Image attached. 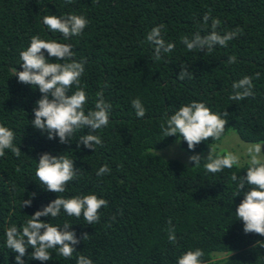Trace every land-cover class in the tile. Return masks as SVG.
<instances>
[{
	"label": "trees",
	"instance_id": "1",
	"mask_svg": "<svg viewBox=\"0 0 264 264\" xmlns=\"http://www.w3.org/2000/svg\"><path fill=\"white\" fill-rule=\"evenodd\" d=\"M73 13L84 15L89 23L81 35L67 41L43 23L45 15ZM206 13L222 21L217 29L222 34L237 27L243 31L210 54L187 50L183 36L212 30L211 19L207 27L203 23ZM159 25H164L165 42L175 48L162 52L157 61L146 35ZM34 35L70 43L74 59L86 61L81 77L88 96L85 111L95 108L101 91L112 104L109 124L95 133L101 136L102 147L77 146L87 128L62 144L58 136L48 139L46 132L31 124L43 94L19 82L12 69L23 70L20 52L30 46ZM233 55L236 62L227 63ZM49 59L57 62L55 57ZM185 66L190 78L180 80ZM244 76L253 77L254 95L230 100L233 83ZM137 97L147 110L143 118L136 116L131 104ZM193 100L205 102L213 112L227 110L221 138L233 129L243 141H264V0H0V124L15 132L14 144L21 148L19 157L9 149L0 157V264H16L17 253L6 247L9 227L16 225L22 231L30 215L59 195L90 193L108 201L99 210V223L87 224L83 216H68L63 210L56 218H40L61 227L70 221L69 230H75L77 237L88 233L86 241L75 245L72 257L50 250L51 260L29 259L34 250L29 246L25 264H77L80 255L94 264H177L182 254L196 248L204 251L203 264H264V236L245 233L235 212L248 186L235 196L237 183L230 179L233 173L246 175L249 163L210 173L203 166L206 159L197 167L195 162L164 159L154 151L179 139L194 154L221 139L209 138L190 150L179 134L163 136L160 125L166 114ZM44 152L65 153L79 168V177L68 182L64 193L47 191L37 180L38 160ZM105 164L111 171L97 176ZM29 198L31 206L23 208ZM169 227L175 228V243L168 239Z\"/></svg>",
	"mask_w": 264,
	"mask_h": 264
},
{
	"label": "clouds",
	"instance_id": "2",
	"mask_svg": "<svg viewBox=\"0 0 264 264\" xmlns=\"http://www.w3.org/2000/svg\"><path fill=\"white\" fill-rule=\"evenodd\" d=\"M71 2L72 0H66V3ZM210 19L212 30L208 34L201 35L197 31L192 38L186 35L181 38L187 50H206L210 54L215 46H227L229 41L243 31L237 27L222 34L217 31L222 21L219 18H212L210 13L204 15V25L207 27ZM43 23L52 32L61 33L63 39L67 41L72 36L81 35L89 20L84 15L74 13L52 14L45 15ZM163 28L164 25L153 27L146 35L147 42L154 45L153 58L157 61L162 58V52L170 53L175 48L173 43L165 42L162 36ZM74 56L75 52L70 43L59 42L55 39L45 40L39 35H34L31 37L30 46L20 52V64L23 70L14 68L12 71L14 76L18 77L19 82L38 88L43 94L42 98L37 101L38 106L33 109L34 119L31 120V124L36 129L46 132L48 139L58 136L60 143L63 144L70 143V138L78 130L87 128L88 133L79 137L77 146L82 144L95 150V146H103L101 136L95 133L109 124L112 104L105 100L104 93L101 91L97 93L95 108L85 111L88 96L81 86V77L85 72L86 61H76ZM50 57H55L57 62H50ZM235 62L236 56L234 55L227 60L230 64ZM186 77L190 78L187 66L183 68L178 78L183 80ZM259 77L260 73H255V78ZM73 86H75V91H72ZM232 88L230 100L242 101L253 96V77L244 76L234 82ZM131 104L137 117L143 118L146 115L147 110L139 97L133 99ZM228 116L227 110L213 112L205 102L193 100L181 106L174 114L170 116L166 114L160 127L164 137L179 134L187 142L189 149L194 150L196 145L209 138L220 139L228 123L226 119ZM14 140L15 132L0 124V157L5 155L6 149L11 150L17 157L21 155V148L14 144ZM261 150L259 143L249 148L248 153L251 158L246 175L238 177L236 173H233L230 179L237 183L235 196L240 195L245 186H248V190L244 192V199L235 211L237 218L244 222V232L264 236V157L260 155ZM202 159H206L203 166L210 173H217L225 168L232 169L234 165L240 163L239 157L232 153L214 157L212 149L206 158L200 154L189 157V161L195 162L197 167L201 165ZM110 171V167L105 164L97 170L96 175L102 176ZM35 175L47 191L61 194L66 191L68 182L78 178L80 172L79 168L75 167L74 160L67 154L53 155L44 152L38 160ZM31 196H35V193ZM31 204V198L24 199L22 207L31 206ZM107 206L108 201L98 197L96 193L76 195L71 198L59 195L48 205L30 215L22 231L16 225L9 227L6 230V247L17 253L16 264H25L23 257L27 254L29 246L34 249L29 259L51 260L50 250H56L57 255L64 258H71L76 251L75 245H78L81 239L86 241L88 233L77 237L75 230H69L72 225L70 221L64 222L61 227L40 218L49 216L56 218L63 210L68 216L76 218L83 216L87 224L94 225L100 221L99 210ZM168 223L172 224L171 219ZM166 231L169 241L175 243L177 239L175 228L169 227ZM203 256L202 249H190L178 258L177 264H203ZM77 264H94V261L85 255H80Z\"/></svg>",
	"mask_w": 264,
	"mask_h": 264
},
{
	"label": "rangeland",
	"instance_id": "3",
	"mask_svg": "<svg viewBox=\"0 0 264 264\" xmlns=\"http://www.w3.org/2000/svg\"><path fill=\"white\" fill-rule=\"evenodd\" d=\"M257 143L261 145L262 150L260 155L261 157H264V141L261 142L243 141L238 136L237 132L231 129L212 147H210L205 151L194 154H200L203 158H205L211 152V149L212 152L214 153H221L224 155L228 153H232L239 157L240 163L238 166H241L249 162L251 157L248 153V149L254 147ZM154 151L164 159H168V158L176 159L186 165L191 164V162L189 161V157L194 155L192 153H189L181 146L179 139H175L169 145ZM224 255L225 254H220L218 257H222Z\"/></svg>",
	"mask_w": 264,
	"mask_h": 264
}]
</instances>
